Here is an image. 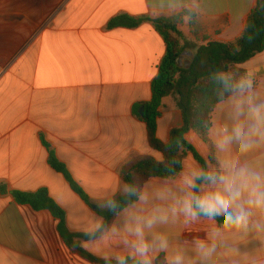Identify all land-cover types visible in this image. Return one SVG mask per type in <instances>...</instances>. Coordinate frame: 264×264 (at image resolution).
<instances>
[{
  "label": "crops",
  "instance_id": "1",
  "mask_svg": "<svg viewBox=\"0 0 264 264\" xmlns=\"http://www.w3.org/2000/svg\"><path fill=\"white\" fill-rule=\"evenodd\" d=\"M188 2L0 0V264H93L68 248L50 212L20 205L13 193L46 189L65 210L70 229L97 211L93 198L122 180L130 160L161 158L136 108L140 114L152 99L165 41L150 22L136 28L109 23L121 15L173 17ZM254 8L251 0H201L196 31L208 40L198 39L190 23L180 30L198 47L236 44ZM185 56L191 61L193 53ZM252 60L264 61V52ZM183 125L176 97H166L158 138L164 143ZM51 151L91 204L51 167ZM165 231L175 239L184 228L176 224ZM191 231L202 234L207 224ZM228 243L240 248L237 264H264V240L230 236Z\"/></svg>",
  "mask_w": 264,
  "mask_h": 264
},
{
  "label": "clouds",
  "instance_id": "2",
  "mask_svg": "<svg viewBox=\"0 0 264 264\" xmlns=\"http://www.w3.org/2000/svg\"><path fill=\"white\" fill-rule=\"evenodd\" d=\"M251 2L264 10V0ZM184 7L186 24L201 15V0ZM204 78L210 95L199 129L208 143L200 130L165 141L175 155L161 156L159 175L118 180L93 198L98 211L70 225L74 244L103 264H237L230 236L264 240V61L212 64ZM186 144L203 163L180 156ZM176 224L184 232L173 239L165 229ZM198 224L207 231H191Z\"/></svg>",
  "mask_w": 264,
  "mask_h": 264
},
{
  "label": "trees",
  "instance_id": "3",
  "mask_svg": "<svg viewBox=\"0 0 264 264\" xmlns=\"http://www.w3.org/2000/svg\"><path fill=\"white\" fill-rule=\"evenodd\" d=\"M186 11L184 10L173 17L159 18H150L148 16L134 18L129 15H121L112 19L109 23V28H136L145 22H150L165 41L166 55L159 67L158 76L152 84V99L149 103L145 104L143 115L138 113L140 107L136 108V114L147 125L148 140L151 148L162 156L175 155V153H165L163 151L164 143L157 135L158 118L163 100L170 95H174L183 114L184 125L181 128L175 129L172 132L171 138L181 136L193 130H200L199 121L207 111L208 96L210 95L204 78L208 67L212 64H221L223 62H233L242 65L257 54L264 52V10L259 7H255L250 13L247 27L236 44L209 42L199 47L189 42L180 30V27L184 23ZM190 24L192 29L195 30L194 34L198 39L208 40L206 36L202 37L196 31L195 20ZM189 52L193 53L190 67L186 68V65L179 67L177 64L178 58L185 56ZM201 61H205L203 66L201 65ZM200 135L208 143V139L204 136L202 130H200ZM190 154L203 163V159L194 146L186 144L180 156L183 158L188 157ZM157 161L151 156L135 157L123 167L121 179L132 180L136 178L143 181L159 175L160 170L157 167ZM49 163L54 170L66 177L71 188L87 204H91L88 195L74 181L66 166L57 159L53 151L50 153ZM13 195L20 205L30 206L38 212H50L58 221V232L61 238L74 254L93 264H103L97 256L85 248L74 244L80 238L79 233L72 232L68 228L65 210L57 204L46 189L35 193L16 191ZM105 215H107L109 221L112 220L111 214Z\"/></svg>",
  "mask_w": 264,
  "mask_h": 264
},
{
  "label": "water",
  "instance_id": "4",
  "mask_svg": "<svg viewBox=\"0 0 264 264\" xmlns=\"http://www.w3.org/2000/svg\"><path fill=\"white\" fill-rule=\"evenodd\" d=\"M192 54H190V56H191ZM183 60V56H181L180 58H178V60H177V64H178V66L179 67H183V65H182V63H181V61ZM190 67V64L189 65H186V68H189ZM144 109H145V107L143 106L142 108H141V110H140V114L141 115H143V113H144ZM93 208L94 209H96V206H93Z\"/></svg>",
  "mask_w": 264,
  "mask_h": 264
},
{
  "label": "rangeland",
  "instance_id": "5",
  "mask_svg": "<svg viewBox=\"0 0 264 264\" xmlns=\"http://www.w3.org/2000/svg\"><path fill=\"white\" fill-rule=\"evenodd\" d=\"M190 59L187 58V56L183 57V60L181 61L182 65H189L190 64ZM187 62V63H186ZM205 61H201V65L203 66Z\"/></svg>",
  "mask_w": 264,
  "mask_h": 264
}]
</instances>
